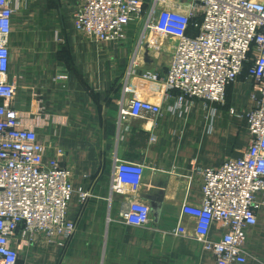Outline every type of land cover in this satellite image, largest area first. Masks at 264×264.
Returning <instances> with one entry per match:
<instances>
[{
    "label": "crops",
    "instance_id": "0c3cea01",
    "mask_svg": "<svg viewBox=\"0 0 264 264\" xmlns=\"http://www.w3.org/2000/svg\"><path fill=\"white\" fill-rule=\"evenodd\" d=\"M82 1L14 0L7 76L16 85L13 105L38 132L45 159L57 155L72 169L68 218L76 224L65 246L39 238L19 250L17 264H215L195 234L201 180L187 175L192 164L220 166L244 154L246 112L260 96L257 84L243 72L224 102L186 98L179 108V90L168 93L164 83L144 76L166 72L175 39L148 45L146 17L129 26L123 43L88 39L75 24ZM133 96L161 104V116L122 119L120 108ZM117 158L146 166L135 193L151 208L146 225L121 219L130 196L111 190ZM81 190L90 194L85 201ZM222 234L214 225L209 238ZM245 247L247 264H264V209L247 230Z\"/></svg>",
    "mask_w": 264,
    "mask_h": 264
},
{
    "label": "built area",
    "instance_id": "2783aa9c",
    "mask_svg": "<svg viewBox=\"0 0 264 264\" xmlns=\"http://www.w3.org/2000/svg\"><path fill=\"white\" fill-rule=\"evenodd\" d=\"M16 11L14 0H0V264H17L19 250L39 238L65 246L76 231L68 218L74 173L57 155L45 159L38 132L25 125L22 111L13 105L16 85L7 76ZM142 17L148 45L160 46L168 36L175 39L166 72L144 76L164 83L168 93L179 90V108L186 98L224 102L227 88L250 63L249 76L260 96L246 112V151L220 166L192 164L187 175L189 181L194 176L201 180L195 227L201 248L215 264H247V230L258 224L264 209V0H83L75 24L88 39L123 43L129 26ZM120 113L122 119L159 117L162 107L133 96ZM145 167L115 161L111 190L130 196L120 214L127 224L146 225L151 218L149 204L135 197ZM79 195L85 201L90 194L81 190ZM189 206L187 198L183 214ZM214 225L223 230L219 240L209 238Z\"/></svg>",
    "mask_w": 264,
    "mask_h": 264
},
{
    "label": "trees",
    "instance_id": "16d2710c",
    "mask_svg": "<svg viewBox=\"0 0 264 264\" xmlns=\"http://www.w3.org/2000/svg\"><path fill=\"white\" fill-rule=\"evenodd\" d=\"M249 66H250V63H247L245 65V68H244V71H243L244 73L246 72V74H249V72H248Z\"/></svg>",
    "mask_w": 264,
    "mask_h": 264
}]
</instances>
